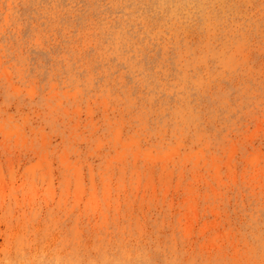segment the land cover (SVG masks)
Wrapping results in <instances>:
<instances>
[{
    "label": "rangeland",
    "instance_id": "1",
    "mask_svg": "<svg viewBox=\"0 0 264 264\" xmlns=\"http://www.w3.org/2000/svg\"><path fill=\"white\" fill-rule=\"evenodd\" d=\"M0 264H264V0H0Z\"/></svg>",
    "mask_w": 264,
    "mask_h": 264
},
{
    "label": "bare ground",
    "instance_id": "2",
    "mask_svg": "<svg viewBox=\"0 0 264 264\" xmlns=\"http://www.w3.org/2000/svg\"><path fill=\"white\" fill-rule=\"evenodd\" d=\"M31 90H32V89H31ZM31 92H32V91H31ZM31 92L29 91V94H31ZM33 93H34V92H33ZM32 97H33V96H32ZM11 133H12V132H11ZM14 133H15V132H14ZM120 133H121V132H120ZM12 134H13V133H12ZM118 134H119V133H118ZM118 134H117V135H118ZM10 135H11V134H10ZM119 135H120V134H119ZM118 137H119V136H118ZM44 138H45V136H44ZM119 138H120V137H119ZM45 139H46V138H45ZM117 139H118V138H117ZM118 140H119V139H118ZM118 140H117V141H118ZM119 141H120V140H119ZM179 151H180V150H179ZM176 152L178 153V150H177ZM174 154H175V153H174ZM170 156H171V155H170ZM150 157H151V156H150ZM63 160H65V159H63ZM44 161H45V160H44ZM67 161H68V160H67ZM65 162H66V161H65ZM45 163H46V161H45ZM67 164H69V166H70V163H69V162H68ZM67 164H66V165H67ZM47 165H48V164H47ZM35 166L37 167L38 165H35ZM40 166H41V168H43L44 165L42 166V163H41V165H39L38 167H40ZM69 166H68V168H70ZM46 167H47V166H46ZM33 169H34V166H33ZM43 169H44V168H43ZM38 170H39V169H38ZM49 170H51V168H49ZM77 171L79 172V170H77ZM77 171H76V172H77ZM28 172H29V171H28ZM32 172H33V171H32ZM51 173H52V172H51ZM79 173H80V172H79ZM46 174H47V173H46ZM48 174H49V173H48ZM76 174H77V173H76ZM49 175H50V174H49ZM81 175H82V174H81ZM81 175L79 174L80 178H81ZM52 177H53V176H52ZM76 178H79L78 175H77ZM78 180H80V179H78ZM82 180H83V179H82ZM1 181H2V180H1ZM80 181H81V180H80ZM80 181H78V183H79ZM2 182H3V181H2ZM78 183H77V184H78ZM52 184H53V182H52ZM79 184L82 185L81 182H80ZM80 185L78 186L79 188H80ZM2 187H4V186H2ZM6 187H7V186H6ZM82 188H83V186H82ZM49 189H50V188H49ZM80 189H81V188H80ZM4 190H5V189H4ZM81 190H82V189H81ZM78 193H79V191H78ZM80 193H81V192H80ZM53 194H54V193H53ZM5 197H6V195H5ZM94 199H95V196H94ZM95 201H96V200H95ZM96 204H97V203H96ZM97 206H98V205H97Z\"/></svg>",
    "mask_w": 264,
    "mask_h": 264
}]
</instances>
